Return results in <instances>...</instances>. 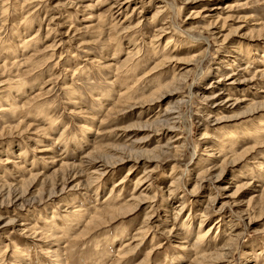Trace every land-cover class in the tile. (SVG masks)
Instances as JSON below:
<instances>
[{"label": "rangeland", "instance_id": "374dc122", "mask_svg": "<svg viewBox=\"0 0 264 264\" xmlns=\"http://www.w3.org/2000/svg\"><path fill=\"white\" fill-rule=\"evenodd\" d=\"M263 59L264 0H0V264H264Z\"/></svg>", "mask_w": 264, "mask_h": 264}, {"label": "bare ground", "instance_id": "6f19581e", "mask_svg": "<svg viewBox=\"0 0 264 264\" xmlns=\"http://www.w3.org/2000/svg\"><path fill=\"white\" fill-rule=\"evenodd\" d=\"M175 26V25H174ZM162 30V29H161ZM234 45V44H233ZM236 47H238V46H236ZM240 47V49L239 50H237L238 52V54H241L242 55V53H244L243 51H245V49H247L248 51H249V49H251L252 48V46H249V47H247V48H244V45H240L239 46ZM233 48V47H232ZM231 48V49H232ZM246 50V51H247ZM254 51V50H253ZM163 52H165V50L163 51ZM155 53H158V50H155ZM243 56V55H242ZM264 60V59H263ZM256 62V61H255ZM262 64V66H264V62H262V61H260V65ZM259 70H263L262 72H264V68L263 69H259ZM262 74V73H261ZM114 82H116V81H113L112 83H114ZM22 83V82H21ZM12 93H10L8 96H10ZM105 95H107V96H111L112 95V93H111V91H98L97 92V94H95L93 97L97 100V99H100L101 97H104ZM13 97V96H12ZM9 98V97H8ZM14 98V97H13ZM107 98V97H106ZM7 101V100H6ZM101 101V100H100ZM254 104V103H253ZM252 105V104H251ZM259 106V105H258ZM258 106L256 107V108H258ZM254 107V106H253ZM260 107H264V103H262L261 105H260ZM98 110V109H97ZM258 110V109H257ZM12 112V111H11ZM262 117H264V115L262 116ZM262 117H260V119H263ZM260 123H258V125L256 126V127H254V128H252V131H247L246 132V138L247 139H249V138H255L254 140H257V142H262L263 140V136H264V130H262L261 131V128L260 127H264L263 126V121H259ZM259 126V127H258ZM86 128H87V126H84V131L86 130ZM88 129V128H87ZM89 131H90V129H88ZM92 132V131H91ZM86 133V132H85ZM47 134V133H46ZM225 135H229L228 136V138L229 139H231V141H235V139L237 138V136H239L238 135V131H235V132H233V131H231V130H227V132H226V134ZM260 140V141H259ZM234 146V145H233ZM253 150V149H252ZM206 151V150H205ZM178 152V151H177ZM180 153V152H179ZM245 154H247V153H245ZM240 157V156H239ZM239 159V158H238ZM237 159V160H238ZM258 164H260L261 165V167H260V169L262 168V162H258ZM209 170V169H208ZM182 179V178H181ZM92 180V179H91ZM122 181H124V179H122L121 180V182ZM141 179H139V180H137L136 181V187H137V185H139V184H141ZM174 183H171V186L173 185ZM88 188V187H87ZM64 189V188H63ZM1 191V190H0ZM170 192V191H169ZM142 194L143 193H141V196H142ZM171 194V193H170ZM139 197L138 198V201H137V204H135L134 206H132V210L131 211H134L136 208H139V207H141V206H143V204H145L144 203V200H143V198L142 197ZM148 198V197H147ZM163 198V197H162ZM109 203H114V198H112L111 200H110V202ZM136 203V202H135ZM126 207V206H125ZM111 208V207H110ZM113 209V208H112ZM114 210V209H113ZM126 210H128V209H126ZM130 211V210H129ZM124 213V212H123ZM128 214V213H127ZM94 215H97V214H94ZM93 215V216H94ZM123 215V214H122ZM125 215V214H124ZM71 216H73V218L74 219H71V220H75V221H77V220H83V217L85 216V213H82V211H74V213H71ZM204 216V215H203ZM97 217V216H96ZM113 217H115V216H113ZM94 218V217H93ZM92 218V219H93ZM99 218V217H98ZM97 218V219H98ZM51 220H52V223H49V222H47V223H49L48 224V230L49 229H53L54 227H55V223L54 222H56L55 220H54V217H52L51 218ZM95 221V220H94ZM89 222H91V221H89ZM94 224V223H93ZM47 225V224H46ZM231 229V228H230ZM233 229V228H232ZM210 231H211V229L209 228V230H204V231H199L198 232V235H197V240H196V243H194V249H196V254L198 253H200L201 251L203 252V250L204 249H206L205 247H206V245H205V243H204V241H205V239L209 236H211V234L209 235V233H210ZM31 232V231H30ZM46 232H47V230H46ZM50 233V232H49ZM43 234H45L44 232H43ZM40 236V235H39ZM44 237H46L47 239L48 238H50V237H53V235H51V233L49 234V235H47V233H46V236L44 235ZM227 245V244H226ZM186 249H189V250H191L190 248H189V246H188V248H186ZM58 252H59V249L58 250H55V257L59 260L58 262L59 263H54V264H60V259H59V254H58ZM194 253V254H195ZM197 254V255H198ZM246 254V253H245ZM25 255V252H23V253H21L20 252V256H21V259H24V256ZM147 256V255H146ZM196 256V255H195ZM200 256V255H199ZM204 256H206V255H204ZM220 256H221V254H220ZM200 257H203V256H200ZM26 258V257H25ZM205 258V257H204ZM195 261H196V259L195 258H193ZM200 260V259H199ZM57 261V260H56Z\"/></svg>", "mask_w": 264, "mask_h": 264}]
</instances>
